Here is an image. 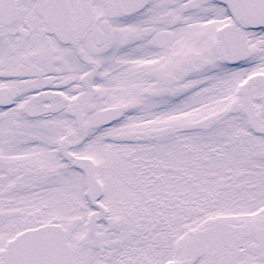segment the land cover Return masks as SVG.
I'll use <instances>...</instances> for the list:
<instances>
[{"label":"snow or ice","instance_id":"1","mask_svg":"<svg viewBox=\"0 0 264 264\" xmlns=\"http://www.w3.org/2000/svg\"><path fill=\"white\" fill-rule=\"evenodd\" d=\"M0 264H264V0H0Z\"/></svg>","mask_w":264,"mask_h":264}]
</instances>
